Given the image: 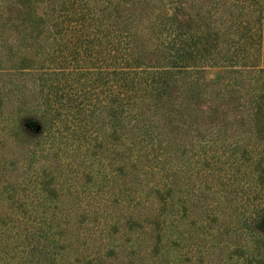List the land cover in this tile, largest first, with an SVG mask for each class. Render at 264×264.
I'll list each match as a JSON object with an SVG mask.
<instances>
[{"label": "trees", "instance_id": "obj_1", "mask_svg": "<svg viewBox=\"0 0 264 264\" xmlns=\"http://www.w3.org/2000/svg\"><path fill=\"white\" fill-rule=\"evenodd\" d=\"M0 264H264V0H0Z\"/></svg>", "mask_w": 264, "mask_h": 264}]
</instances>
